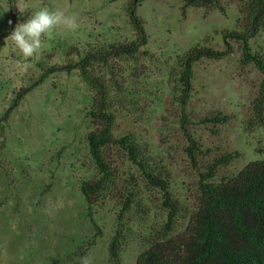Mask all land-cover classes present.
<instances>
[{"label": "rangeland", "instance_id": "1", "mask_svg": "<svg viewBox=\"0 0 264 264\" xmlns=\"http://www.w3.org/2000/svg\"><path fill=\"white\" fill-rule=\"evenodd\" d=\"M130 1L17 0V8L25 9L23 14L18 9L17 24L47 7L75 16L79 27L54 29L32 58L23 57L11 40L0 42V264H80L82 253L92 264H111L110 244L119 228L122 264H136L166 228L169 210L162 194L115 145L108 160L115 174L112 188L89 217L81 185L97 177L99 168L87 137L102 123L91 114L97 92L78 69L49 74L4 118L20 89L40 79L43 69L38 62L64 64L77 51L81 55L132 41ZM184 5V0L141 3L137 13L145 23L148 44L134 58H111L92 67L106 86L114 137L135 135L150 163L169 172L171 192L180 204L177 231L186 227L198 207L200 174L210 159L241 153L219 171L220 180L264 158V129L249 125L263 75L256 65L242 64L239 42L232 41L234 51L223 59L195 64L187 119L177 99L178 57L197 44L225 49L223 32L238 29L242 1L222 0L221 7ZM12 27L10 0H0V35ZM250 43L254 52L264 55V28ZM217 110L233 119L213 135L209 125L199 121ZM184 127L204 150H212L198 158L197 167L188 154ZM130 191L135 203L119 220Z\"/></svg>", "mask_w": 264, "mask_h": 264}, {"label": "trees", "instance_id": "2", "mask_svg": "<svg viewBox=\"0 0 264 264\" xmlns=\"http://www.w3.org/2000/svg\"><path fill=\"white\" fill-rule=\"evenodd\" d=\"M146 0H131L127 13L134 28L135 38L130 42H118L108 48H93L85 54L69 58L64 64H50L40 61L43 73L34 84L23 87L17 94L13 106L7 111L5 119L17 108L28 92L38 86L51 73L57 71H80L81 77L94 90L91 114L102 123L88 134L90 152L99 168V175L86 180L81 190L89 205V217L93 208L104 204L106 192L112 188L115 174L109 165L110 149L120 146L126 157L142 173L145 181L162 194L163 205L169 210L164 232L155 236L149 247L137 258L136 264H264V158L249 163L239 173L221 176L222 168L230 165L241 156L239 151L223 153L210 159L200 174L198 188L199 204L186 227L176 230L180 204L171 192L170 174L162 166L150 163L145 148L135 138L127 134L118 139L114 137L115 118L108 109L107 90L100 77L94 74L93 65L105 63L111 58L136 57L143 46L149 42L144 21L139 17L138 6ZM222 0H184V7H221ZM242 17L238 29L225 30L223 37L226 48L223 50L209 44H197L178 57V101L184 117L187 119V106L194 90L195 64L203 59L221 60L233 53L232 41L242 45L243 65L254 64L261 71L263 79L253 102V115L250 126L264 129V55L254 52L250 40L264 28V0H240ZM12 30L0 35L4 41L15 29L19 11L17 0H10ZM75 50V49H73ZM79 55V56H78ZM233 119L232 115L217 110L206 115L199 124L209 125L213 135H219L221 127ZM189 139L187 148L189 157L197 167L200 156L207 157L212 152L203 149L187 127H184ZM163 169V170H162ZM135 203V193L129 192L124 198L118 219L123 220ZM95 222V220L93 219ZM121 228L116 232L110 244L111 264H122ZM84 257V253L79 258Z\"/></svg>", "mask_w": 264, "mask_h": 264}, {"label": "clouds", "instance_id": "3", "mask_svg": "<svg viewBox=\"0 0 264 264\" xmlns=\"http://www.w3.org/2000/svg\"><path fill=\"white\" fill-rule=\"evenodd\" d=\"M18 9L23 14L25 9ZM78 27L75 16L59 9L52 10L43 7L32 13L25 22L18 23L6 39L13 42L23 57L32 58L42 48V38L50 37L54 29L64 28L75 31ZM80 264H92V261L89 257H82Z\"/></svg>", "mask_w": 264, "mask_h": 264}]
</instances>
